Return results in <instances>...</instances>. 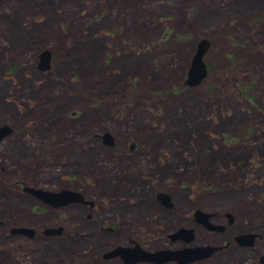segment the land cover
I'll use <instances>...</instances> for the list:
<instances>
[{
	"label": "rangeland",
	"instance_id": "rangeland-1",
	"mask_svg": "<svg viewBox=\"0 0 264 264\" xmlns=\"http://www.w3.org/2000/svg\"><path fill=\"white\" fill-rule=\"evenodd\" d=\"M201 39L207 71L187 86ZM2 125L0 264H125L102 254L133 243L264 264V0H0ZM180 228L190 241H170Z\"/></svg>",
	"mask_w": 264,
	"mask_h": 264
},
{
	"label": "water",
	"instance_id": "water-1",
	"mask_svg": "<svg viewBox=\"0 0 264 264\" xmlns=\"http://www.w3.org/2000/svg\"><path fill=\"white\" fill-rule=\"evenodd\" d=\"M207 47V41L205 39H201L197 46L196 50L191 58L190 65L187 72V77L185 79V84L187 86H193L200 82V80L206 74V66L202 61V54L204 53ZM49 52L47 50L42 51L39 54V65H43L47 67ZM43 68V67H42ZM10 132V129L6 125L0 126V138ZM102 140L106 144H111V136L108 133H104L101 136ZM22 190L34 197H36L42 203L48 204L52 207H59L69 202H83L82 195L76 191L70 190H60V191H48L43 189H36L32 187H23ZM156 198L166 204L168 203V197L165 194L157 193ZM228 214V213H227ZM226 214V216H228ZM208 214H205L200 211H194L193 218L196 222L202 223L208 226L209 229H218L222 230V227L217 225H212L207 222L206 217ZM230 216V215H229ZM228 216V217H229ZM231 218L229 217V222ZM43 234L49 235L51 233L57 232L54 229H44ZM10 234H22L27 237H32L34 234V230L25 227L11 228L9 230ZM253 237L252 234H244L242 236L236 237L239 243H248L251 241ZM170 241H174L177 239H181L183 242H188L192 239V230L191 229H178L175 233L168 235ZM241 241V242H240ZM213 250L212 247L209 246H193V247H183L181 249H157L153 251H146L142 248H139L136 244L127 247V246H116L115 248L106 251L102 254L103 258L114 257L115 255L121 256L125 263L135 262V261H149L152 263H162L166 261H176L177 264H184L186 262L193 261L195 259H199L201 257L207 256ZM263 258V257H261ZM263 260V259H261ZM38 264H47L45 262H39Z\"/></svg>",
	"mask_w": 264,
	"mask_h": 264
},
{
	"label": "flooded vegetation",
	"instance_id": "flooded-vegetation-1",
	"mask_svg": "<svg viewBox=\"0 0 264 264\" xmlns=\"http://www.w3.org/2000/svg\"><path fill=\"white\" fill-rule=\"evenodd\" d=\"M79 193H80V192H79ZM81 195L84 197L83 194H81ZM81 203H83V202H81ZM83 204H84V203H83ZM87 204L89 205V207H92V206H93V203H92V202H89V203H87ZM230 217H231V216H230ZM133 244H134V243H133ZM133 244H132L131 246H133ZM134 245H135V244H134ZM116 246H119V245H116ZM116 246H115V247H116ZM115 247H113V248H115ZM113 248H111V249H113ZM111 249H110V250H111ZM108 251H109V250H108ZM102 257H103V256H102ZM110 258H114V259H115V258H118V259H120L121 262L125 263L124 260L121 258V256H119L118 254L115 255L114 257H110ZM110 258H102V259L105 260V259H110ZM139 262H141V261L139 260V261L130 262V263H131V264H134V263H137V264H138ZM172 262H173V264L175 263V261H172ZM172 262H171V263H172ZM125 264H126V263H125Z\"/></svg>",
	"mask_w": 264,
	"mask_h": 264
}]
</instances>
